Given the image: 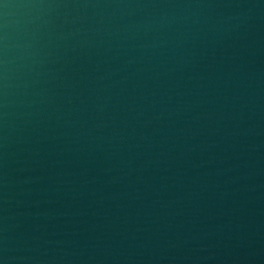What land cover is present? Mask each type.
I'll return each mask as SVG.
<instances>
[{"label": "water", "instance_id": "obj_1", "mask_svg": "<svg viewBox=\"0 0 264 264\" xmlns=\"http://www.w3.org/2000/svg\"><path fill=\"white\" fill-rule=\"evenodd\" d=\"M0 264H264V0H0Z\"/></svg>", "mask_w": 264, "mask_h": 264}]
</instances>
